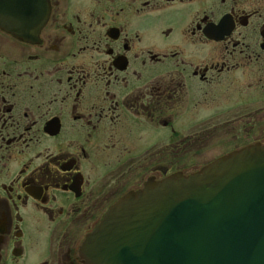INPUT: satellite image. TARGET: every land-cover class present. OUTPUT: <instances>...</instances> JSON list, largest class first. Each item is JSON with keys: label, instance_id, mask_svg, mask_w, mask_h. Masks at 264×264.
Wrapping results in <instances>:
<instances>
[{"label": "flooded vegetation", "instance_id": "obj_1", "mask_svg": "<svg viewBox=\"0 0 264 264\" xmlns=\"http://www.w3.org/2000/svg\"><path fill=\"white\" fill-rule=\"evenodd\" d=\"M0 1L45 3L0 27V264H86L124 196L264 147V0Z\"/></svg>", "mask_w": 264, "mask_h": 264}, {"label": "water", "instance_id": "obj_2", "mask_svg": "<svg viewBox=\"0 0 264 264\" xmlns=\"http://www.w3.org/2000/svg\"><path fill=\"white\" fill-rule=\"evenodd\" d=\"M43 1H0V27L34 29ZM20 36V37H21ZM86 264H264V147L145 184L81 246Z\"/></svg>", "mask_w": 264, "mask_h": 264}]
</instances>
